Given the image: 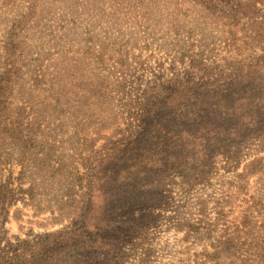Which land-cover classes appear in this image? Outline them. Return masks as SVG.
I'll use <instances>...</instances> for the list:
<instances>
[{
  "label": "rangeland",
  "instance_id": "obj_1",
  "mask_svg": "<svg viewBox=\"0 0 264 264\" xmlns=\"http://www.w3.org/2000/svg\"><path fill=\"white\" fill-rule=\"evenodd\" d=\"M195 60L264 64V0H0V178L13 187L1 245L68 226L59 207L132 157L131 98L161 107ZM242 143L193 188L207 209H171L152 229V264H264V139Z\"/></svg>",
  "mask_w": 264,
  "mask_h": 264
},
{
  "label": "trees",
  "instance_id": "obj_2",
  "mask_svg": "<svg viewBox=\"0 0 264 264\" xmlns=\"http://www.w3.org/2000/svg\"><path fill=\"white\" fill-rule=\"evenodd\" d=\"M223 69L214 60H195L172 79L162 106L150 112L146 105L152 97L131 98L127 119L132 130L124 140L132 157L120 164L125 168L116 178L103 179L88 199L81 193L65 201L61 215L72 218L65 228L23 240L15 249L0 242V264H152V229L163 215L171 209L180 214L179 207L207 209L208 200L193 203L191 193L212 177L210 166L220 156L234 159L242 142L264 139V64ZM138 126L150 128V137ZM141 142L147 151L139 150ZM257 161L243 174L251 175ZM6 182L0 178V205L13 196Z\"/></svg>",
  "mask_w": 264,
  "mask_h": 264
}]
</instances>
